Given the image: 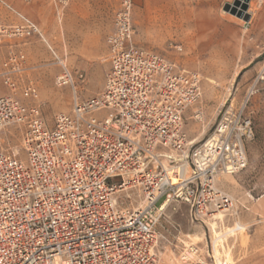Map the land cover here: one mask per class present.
<instances>
[{
    "label": "built area",
    "instance_id": "built-area-1",
    "mask_svg": "<svg viewBox=\"0 0 264 264\" xmlns=\"http://www.w3.org/2000/svg\"><path fill=\"white\" fill-rule=\"evenodd\" d=\"M68 1L54 0L60 12ZM132 7V0H119L107 38L109 70L96 97L79 100L84 75L50 49L60 68L55 86L70 88L73 98L71 111L56 114L51 126L38 88L21 85L23 53L5 58L0 264H160L156 229L168 205H186L199 223L232 211L233 199L217 183L247 165L253 133L245 106L230 105L206 139L189 141L184 117L201 99V78L134 44ZM21 19L11 30L0 27V37L39 34ZM11 129L20 133L15 147ZM132 191L137 208L127 204ZM207 257L188 245L177 260L209 264Z\"/></svg>",
    "mask_w": 264,
    "mask_h": 264
},
{
    "label": "rangeland",
    "instance_id": "rangeland-1",
    "mask_svg": "<svg viewBox=\"0 0 264 264\" xmlns=\"http://www.w3.org/2000/svg\"><path fill=\"white\" fill-rule=\"evenodd\" d=\"M234 1L132 0L134 44L201 78V99L184 117L187 139H206L220 113L230 105L245 106L253 133L245 143L246 167L236 175L218 179V187L233 199L231 212L199 223L190 220L186 205L172 203L166 207L156 229L160 264H179L178 255L188 245H195L202 256L209 252V264H264L247 257L252 249L251 224H264V215L259 214L264 208L260 200L264 197V54L240 69V63L247 64L252 55L239 50L242 36L248 35L241 28L244 21L224 11ZM250 3L248 14L264 6L261 0ZM118 8L119 0H69L61 12L54 0H0V27L11 30L21 26L24 17L40 34L0 37V70L9 52L23 53L26 70L21 85L32 82L38 88V102L49 126L56 114L69 113L73 104L70 88L55 86L60 68L50 49L72 72L84 75L85 81L77 86L79 100L96 97L109 70L107 38ZM222 18L231 24L225 29L228 36L211 38ZM7 94L0 79V96ZM195 112L202 113V119H194ZM11 131L14 139L10 143L15 147L20 133ZM129 193L127 204L136 207L138 193ZM260 233L264 235L263 230ZM240 250L244 255L238 259Z\"/></svg>",
    "mask_w": 264,
    "mask_h": 264
},
{
    "label": "crops",
    "instance_id": "crops-1",
    "mask_svg": "<svg viewBox=\"0 0 264 264\" xmlns=\"http://www.w3.org/2000/svg\"><path fill=\"white\" fill-rule=\"evenodd\" d=\"M261 1L264 2V0ZM249 15L250 20L245 23L248 26L247 29L244 28V22L241 26L243 32L248 31V35L246 37L245 35L242 36V44H240L239 50L241 54H251L252 57L247 61V64H245V62L242 64L240 63L239 66L242 70L248 67L246 65H251L260 55L264 54V6L260 11L251 13ZM218 23L219 25L217 30L211 32L210 34L211 38H216V36L220 38H226L228 34H226L225 29L231 26L229 20L222 18ZM260 200L264 205V197H262ZM259 214L264 215V208L259 209ZM250 227H252V234L250 235L252 237L250 248L252 249L249 253H247V257L248 259H251V262H264V258L262 260L258 258L259 256L261 257V255L264 257V235H261L260 233V231H264V224L259 222L252 223ZM242 255L244 254L240 250L236 256L238 259H240Z\"/></svg>",
    "mask_w": 264,
    "mask_h": 264
},
{
    "label": "water",
    "instance_id": "water-1",
    "mask_svg": "<svg viewBox=\"0 0 264 264\" xmlns=\"http://www.w3.org/2000/svg\"><path fill=\"white\" fill-rule=\"evenodd\" d=\"M243 1V2H241ZM250 0H235L232 5H226L224 11L230 13L233 16L248 22L250 20V15L247 14L248 3ZM240 6V9L237 8Z\"/></svg>",
    "mask_w": 264,
    "mask_h": 264
},
{
    "label": "bare ground",
    "instance_id": "bare-ground-1",
    "mask_svg": "<svg viewBox=\"0 0 264 264\" xmlns=\"http://www.w3.org/2000/svg\"><path fill=\"white\" fill-rule=\"evenodd\" d=\"M241 2H243V1H241ZM248 5H250V4H248ZM237 9L239 10V9H240V6H239ZM248 13H249V11L247 12V14H248ZM201 119H202V118H201ZM196 140H197V139H196ZM196 140H195V141H196ZM224 176H229V175H224ZM139 205H140V204H137V206L134 207V208H137ZM217 215H219V214H217ZM215 216H216V215H215ZM215 216H214V217H215ZM212 227H213V226H212ZM213 228H214V227H213Z\"/></svg>",
    "mask_w": 264,
    "mask_h": 264
}]
</instances>
